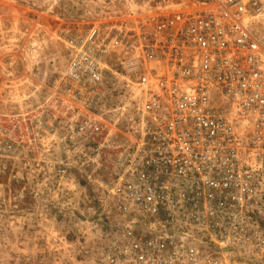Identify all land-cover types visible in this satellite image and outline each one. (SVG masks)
<instances>
[{"label": "built area", "instance_id": "2783aa9c", "mask_svg": "<svg viewBox=\"0 0 264 264\" xmlns=\"http://www.w3.org/2000/svg\"><path fill=\"white\" fill-rule=\"evenodd\" d=\"M124 2L62 31L44 102L0 111V159L53 142L62 208L91 186L80 264H264V0Z\"/></svg>", "mask_w": 264, "mask_h": 264}, {"label": "rangeland", "instance_id": "374dc122", "mask_svg": "<svg viewBox=\"0 0 264 264\" xmlns=\"http://www.w3.org/2000/svg\"><path fill=\"white\" fill-rule=\"evenodd\" d=\"M109 4L127 9L124 0H0V111L39 107L67 64L62 31L88 27ZM35 157L0 159V264H80L90 238L77 218L91 215L75 205L91 186H74L62 208V149L51 142Z\"/></svg>", "mask_w": 264, "mask_h": 264}]
</instances>
